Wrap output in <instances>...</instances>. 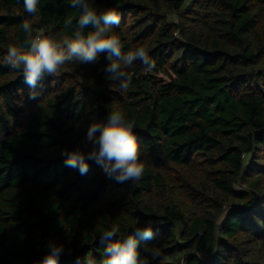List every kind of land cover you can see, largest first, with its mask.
Returning a JSON list of instances; mask_svg holds the SVG:
<instances>
[{"label": "trees", "instance_id": "trees-1", "mask_svg": "<svg viewBox=\"0 0 264 264\" xmlns=\"http://www.w3.org/2000/svg\"><path fill=\"white\" fill-rule=\"evenodd\" d=\"M89 2L116 10L123 52L144 47L155 67L137 60L122 90L104 54L69 62L32 99L8 47L23 45L25 20L34 35L70 36L82 10L39 0L29 15L0 0V264H38L50 243L59 264H99L114 224L125 235L150 224L152 239L136 237L142 256L157 253L150 264H264V0ZM111 111L135 121L137 183L91 159L85 174L65 164Z\"/></svg>", "mask_w": 264, "mask_h": 264}, {"label": "clouds", "instance_id": "clouds-1", "mask_svg": "<svg viewBox=\"0 0 264 264\" xmlns=\"http://www.w3.org/2000/svg\"><path fill=\"white\" fill-rule=\"evenodd\" d=\"M38 4L39 0H23L24 10L29 15L37 13ZM70 4L82 10L72 35H64L59 40L45 34L43 30L34 35L31 23L25 20L22 23L25 33L23 45L9 46L7 49L4 63L11 69L22 72L24 83L30 89V98H36V89L42 80L56 75L69 62L96 63L104 54L109 61L105 68L108 78L119 81L122 90H127L131 82V74L125 69L130 68L137 60L148 71L155 67L144 47L123 52L119 36L112 31L113 26L120 24V16L116 10L109 8L98 13L89 0H70ZM64 26L70 29L72 19H65ZM88 26L92 30L85 33L84 29ZM134 128V120L125 118L119 111L109 112L105 120L94 121L88 127L85 145L90 144L91 147L87 152L77 147L62 153L66 156V166L85 174L88 170L87 161L91 159L117 182H139L144 173V163ZM137 236L152 239L154 233L150 224L144 228H136L135 235L122 233L119 224L104 230L100 237L109 242L103 249V258L99 264H150L147 257H155L157 253L151 248H145L146 255L142 256ZM115 237L119 238L114 239ZM63 251L62 245L50 243L49 251L38 264H59ZM86 264H97V261L89 255Z\"/></svg>", "mask_w": 264, "mask_h": 264}]
</instances>
